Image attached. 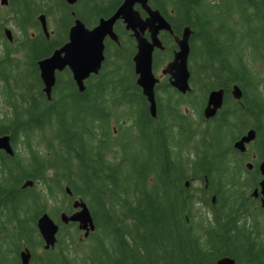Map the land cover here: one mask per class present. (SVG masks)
<instances>
[{"label":"trees","instance_id":"obj_1","mask_svg":"<svg viewBox=\"0 0 264 264\" xmlns=\"http://www.w3.org/2000/svg\"><path fill=\"white\" fill-rule=\"evenodd\" d=\"M122 2L0 0V81L17 95L9 96L10 117L0 119V136L14 146V155L0 151V264H21L26 248L30 264L215 263L225 256L264 264V207L253 196L264 157V0H150L176 34L193 29L192 90L184 95L161 79L155 117L137 83L136 40L121 20L119 43L106 39V59L86 89L67 68L48 100L38 61L67 42L75 19L93 27ZM160 36L165 48L154 52L155 71L177 48L168 31ZM218 88L223 107L206 119L208 94ZM251 128L256 138L240 152L234 143ZM28 180L33 185L24 186ZM76 198L90 207L95 231L84 237L77 223H60L58 242L46 249L38 218L48 211L59 222Z\"/></svg>","mask_w":264,"mask_h":264},{"label":"water","instance_id":"obj_2","mask_svg":"<svg viewBox=\"0 0 264 264\" xmlns=\"http://www.w3.org/2000/svg\"><path fill=\"white\" fill-rule=\"evenodd\" d=\"M70 4H75L77 0H66ZM2 5H8L9 0H1ZM140 8L145 11L143 16ZM44 33L50 35L48 19L45 13L39 15ZM121 20L125 28L131 31V35L136 40V52L133 57L135 71L138 75L137 83L143 89L150 105L149 110L152 116L157 115V100L155 94L156 85L161 81L154 70V52L156 49H164L165 46L161 39V32L168 31L175 39L177 49L173 58L168 61L162 74L168 76L170 84L181 93L192 90L190 82L191 72L189 68V57L191 52V36L193 29L186 25L181 34H176L166 16L158 9L152 7L150 0H123L118 9L109 17H101L93 27H88L80 18L75 19L71 26L68 40L62 46L56 48L53 53L38 61L40 77L44 84V92L51 98L52 89L56 84L57 72L69 68L72 72L80 91L86 89L85 80L92 74H98L106 59V39L110 38L119 43V36L115 30L116 23ZM7 38L13 40V30L6 27ZM148 33V35H147ZM232 95L236 99L243 96L242 89L238 84L232 87ZM225 90L223 88L213 89L209 92L207 102L203 108V115L206 119L216 116L223 107ZM256 138V130L249 129L244 135L237 139L234 147L240 152H245L247 146ZM0 150H5L8 154L14 155L9 135L0 136ZM249 169L254 167L252 162L247 163ZM259 169L263 178L259 186L253 191V195L262 194L261 204L264 207V157L259 162ZM188 184V183H187ZM33 185L32 180L25 182L24 186ZM67 192L72 193L67 187ZM214 201V198H213ZM74 212L62 211L59 222L48 212H43L38 218L37 225L45 242V248H53L58 242L60 223L68 224L75 222L80 230L84 231V237L96 229L94 216L87 202L82 198L73 201ZM31 251L29 248L21 252V264H30ZM188 264H235L232 257L225 256L213 262H198Z\"/></svg>","mask_w":264,"mask_h":264},{"label":"flooded vegetation","instance_id":"obj_3","mask_svg":"<svg viewBox=\"0 0 264 264\" xmlns=\"http://www.w3.org/2000/svg\"><path fill=\"white\" fill-rule=\"evenodd\" d=\"M174 41H175V39H174ZM176 43V42H175ZM177 45V44H176ZM177 49V48H176ZM65 69H67V68H65ZM64 69V70H65ZM69 69V68H68ZM63 70V71H64ZM70 70V69H69ZM60 72V71H59ZM72 73V72H71ZM57 74H58V72H57ZM91 77V76H90ZM89 77V78H90ZM164 78H168V76L166 75V76H164ZM56 82H57V80H56ZM0 83L2 84V82L0 81ZM56 85V84H55ZM55 85H54V87H55ZM54 87H53V89H52V94H51V98H52V96H53V91H54ZM43 88H44V84H43V86H42V91H43V93L45 94V96L47 97V99L48 100H52L51 98H49L48 97V95L44 92V90H43ZM79 89V88H78ZM139 89L141 90V93H142V95L144 96V98L146 99V101L148 102V105H150V103H149V101H148V99H147V97L144 95V93H143V89H142V87H140L139 86ZM174 89H176V88H174L173 87V89L172 90H174ZM159 90H161L160 88H157V86H156V88H155V94H156V100L158 101V95H159V93L160 92H158ZM177 90V89H176ZM6 90H5V87H3V86H1L0 87V96L2 97V99H3V101L1 102V104L3 103V106H1V104H0V119H4V120H6L7 118H9L10 117V112L9 111H12V109L11 108H8V106H10L9 104H8V100H9V96L10 97H12L13 96V98H14V96L15 97H17V95H10V92L9 93H7V92H5ZM80 91V90H79ZM181 93V92H180ZM188 93V92H187ZM187 93H182V94H187ZM158 104V103H157ZM11 144H12V142H11ZM12 146H13V144H12ZM13 148H14V146H13ZM0 151H3V152H5V153H7L5 150H0ZM263 178V177H262ZM260 183V182H259ZM256 188H260V186L258 185V186H256V187H254V189H256ZM255 198L260 202V204H261V201H262V196L261 195H259V196H255ZM75 200V199H74ZM73 200V201H74ZM262 205V204H261ZM74 210L72 211V212H74L75 211V208H73ZM83 232V234H84V231H82Z\"/></svg>","mask_w":264,"mask_h":264},{"label":"rangeland","instance_id":"obj_4","mask_svg":"<svg viewBox=\"0 0 264 264\" xmlns=\"http://www.w3.org/2000/svg\"><path fill=\"white\" fill-rule=\"evenodd\" d=\"M48 20H49V19H48ZM6 27L13 29V27H10V26H6ZM51 29H52V28H51ZM13 30H14V29H13ZM163 67H164V65L159 66L158 69H156V71H155L156 74H157V76L161 77L162 79H164V75L162 74V69H163ZM1 86H3V85L0 83V87H1ZM2 101H3V99H2V97L0 96V104H1ZM1 106H3V103L1 104ZM182 109H183V111H184L185 113L194 116V118H195L196 121L198 120V118H197V116H196V112H195L193 109H188L186 106H183ZM255 158H256V155L253 153V154H251L250 159H248L246 162H253V163H254V159H255ZM195 185H196V186H200V185H201V182L197 181V182H195ZM66 202L68 203V201H66ZM196 206H197V208H201V207H202L200 204H197ZM81 235H83V232H82Z\"/></svg>","mask_w":264,"mask_h":264},{"label":"bare ground","instance_id":"obj_5","mask_svg":"<svg viewBox=\"0 0 264 264\" xmlns=\"http://www.w3.org/2000/svg\"><path fill=\"white\" fill-rule=\"evenodd\" d=\"M10 41V40H9ZM173 87V86H172ZM12 145V144H11ZM13 147V146H12ZM14 149V148H13ZM262 177H263V175H262ZM259 195H261L262 196V194H259ZM253 196H255V195H253ZM59 235V234H58Z\"/></svg>","mask_w":264,"mask_h":264}]
</instances>
